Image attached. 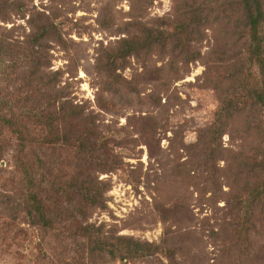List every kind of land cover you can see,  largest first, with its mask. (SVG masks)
I'll use <instances>...</instances> for the list:
<instances>
[{
    "label": "rangeland",
    "instance_id": "374dc122",
    "mask_svg": "<svg viewBox=\"0 0 264 264\" xmlns=\"http://www.w3.org/2000/svg\"><path fill=\"white\" fill-rule=\"evenodd\" d=\"M189 2L7 0L0 6V38H9L12 44L6 61L0 57V87L8 96L18 91L33 96L35 82H25L37 54L22 58L29 52L26 43L42 26H49L51 31L40 42L44 47L36 46L43 66L40 75L55 77L68 107L80 108L97 130V139L106 142L95 156L100 165L90 170L100 182L104 205L88 208L85 219L79 212L74 218L95 225L102 236H129L174 251L173 256L159 254L153 262L110 261L107 256L105 264H264L262 208L254 211L248 240L234 237L239 220L234 194L243 193L247 182L263 180L264 172L252 178L244 173L238 182L234 174L240 159L263 155V128L248 134L246 123L237 118L221 138L215 164L203 163L219 97L232 84L221 81L224 74L217 69L224 71L239 62L243 28L234 29L235 21L232 28L213 17L202 27V39L193 42L191 53L201 57L191 62L170 47L158 46L129 57L115 77L102 62L122 38L181 19ZM209 2L215 13L228 8L220 0ZM11 4L8 12L2 11ZM6 71L9 81L3 77ZM0 141L8 146L0 161V264H45L39 256L40 231L29 224L24 210V188L15 165L17 136L4 129ZM39 151L49 156L51 150ZM74 154L62 149L60 155L70 162ZM76 166H66L64 178ZM69 216L54 224L68 235L66 241L51 236L45 248L53 260L93 264L88 253L84 259V252L76 250L78 240L69 237L76 230Z\"/></svg>",
    "mask_w": 264,
    "mask_h": 264
},
{
    "label": "trees",
    "instance_id": "16d2710c",
    "mask_svg": "<svg viewBox=\"0 0 264 264\" xmlns=\"http://www.w3.org/2000/svg\"><path fill=\"white\" fill-rule=\"evenodd\" d=\"M189 1L190 7L181 19L164 22L158 29H149L145 34L122 38L120 46L107 53L102 62L108 75L115 77L119 68L126 67L129 57L143 50L148 52L155 46L161 49L170 47L175 53L184 54L187 62H191L201 57L199 52L191 53L193 42L202 39V27L210 25L213 17L223 19L232 28L231 23L235 21L234 29L242 27L245 40L239 62L231 64L224 71L217 69L219 75L224 74L221 81H229L232 84L223 89L215 118L208 127V149L203 163L209 165L215 164L213 157L219 146L222 147L221 138L230 124L237 122V118L246 123L244 128L248 134L257 133L262 128L264 130V0H220L228 5L223 14L215 13L214 8L212 12L209 0ZM6 2L7 0H0V6H6ZM11 6L12 4L2 11L8 12ZM4 17L6 18L5 15ZM40 29L41 32L33 36L30 44L26 43V46L29 45V52L22 58L26 60L37 54L35 65L29 67L31 75L27 76L25 82H31V85L35 82L33 91L30 92L33 96L29 97L28 93L25 95L21 91L8 96L0 87V132L7 129L17 136L15 165L21 174L24 210L28 222L40 231L41 262L65 264L63 260H53L45 246L51 236L66 241L68 235L59 232L54 224L69 213V218L74 220L72 222L76 227L75 234L69 237L78 240L76 250L78 253L84 252V259L88 253L89 259L94 258V261L91 259L93 264L107 263V256L110 261L121 258L146 262L159 260V254L173 256L174 251L165 249L164 244L142 242L129 236H102L95 225L84 224L79 218H74L79 212L85 215V219L88 208L104 205L100 182L90 170L93 166L100 165L95 156L106 142L97 139V130L89 118L82 117L80 108L68 107V102L63 100L66 94L63 89L57 88L55 77L49 80L48 76L40 75L43 66L38 54L39 48L36 50V46L44 47L45 44L40 42L51 28L42 26ZM8 39L0 38V57L3 61H6L12 47ZM18 43L25 45V42ZM119 60L122 61L120 64ZM38 62L39 65L36 64ZM3 74L5 81L12 79L10 72ZM7 147L5 141H0V161L4 160ZM40 149L51 150L50 155H42ZM62 149L75 152L72 161L68 162L69 158L60 155ZM262 151L261 157L251 158L249 161H244L243 158L239 160L240 167L234 174L237 182L244 173L247 178H252L258 171L264 172V147ZM68 165L77 166L73 174L66 179L64 175ZM246 184L248 188L243 190V193L234 194L239 214L234 237L236 240L245 241L248 240L249 231L253 226L255 209L260 207L264 210V179Z\"/></svg>",
    "mask_w": 264,
    "mask_h": 264
}]
</instances>
